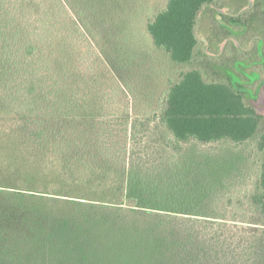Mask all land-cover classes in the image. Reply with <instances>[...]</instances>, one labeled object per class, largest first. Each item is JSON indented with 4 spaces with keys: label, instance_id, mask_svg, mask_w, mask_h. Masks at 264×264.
Masks as SVG:
<instances>
[{
    "label": "trees",
    "instance_id": "trees-1",
    "mask_svg": "<svg viewBox=\"0 0 264 264\" xmlns=\"http://www.w3.org/2000/svg\"><path fill=\"white\" fill-rule=\"evenodd\" d=\"M42 1L0 0V264H264V112L196 34L218 0H165L147 19L154 49L183 67L154 117L126 104L125 44L116 59L99 44L118 32L91 15L93 45L66 0L51 15ZM247 141L259 164L233 184L226 145ZM222 181L243 199L218 201Z\"/></svg>",
    "mask_w": 264,
    "mask_h": 264
},
{
    "label": "rangeland",
    "instance_id": "rangeland-1",
    "mask_svg": "<svg viewBox=\"0 0 264 264\" xmlns=\"http://www.w3.org/2000/svg\"><path fill=\"white\" fill-rule=\"evenodd\" d=\"M65 9L73 14L82 28L88 34V41L95 44L93 34H89L88 26L96 30L114 29L118 35L109 39L99 35V44L110 50L113 58H117L114 44H125L130 61L121 60L120 77L129 83L133 93H128V109L133 116L137 113H154L162 107L164 91L171 81L176 80L181 66L168 61L161 51L152 46L151 39L145 34L147 19L157 10L165 6V0H66ZM40 10L50 15L53 11L59 13V7L52 0H43ZM55 4V5H54ZM101 21L105 24H101ZM102 26V27H101ZM124 33H129V39L123 41ZM196 34L202 42L205 54L220 57L225 65L229 66L236 79L248 93L247 102L264 112V0H218L215 4L205 6L199 12L196 22ZM87 42H80V45ZM98 47V46H95ZM111 47V49H110ZM142 54V58H141ZM116 55V56H115ZM139 55V56H138ZM125 57L120 52L119 58ZM112 58V59H113ZM233 59H237L233 61ZM124 60V61H123ZM233 61V64H232ZM118 75V77H119ZM119 77V78H120ZM109 100L119 101L116 96ZM123 104L122 101L119 103ZM150 114L149 117H154ZM222 144L203 147L204 150L217 149ZM230 161L227 163L225 177L235 184L234 175L244 174L246 169L251 170L259 164L260 153L251 141L233 147L226 145ZM244 163L240 165V163ZM231 174L232 176L226 175ZM224 176L218 175V178ZM216 183L222 186L221 197H227L234 192L236 199H243L239 189L228 186V182ZM240 187V186H239ZM243 187V186H242ZM234 189V190H233ZM241 190V189H240ZM218 201H225V198ZM227 205V204H226ZM229 206H226V209ZM231 210V207H230ZM50 259V260H49ZM44 264H108L105 258L95 252H82L76 256H60L47 258ZM110 258V264H114Z\"/></svg>",
    "mask_w": 264,
    "mask_h": 264
}]
</instances>
